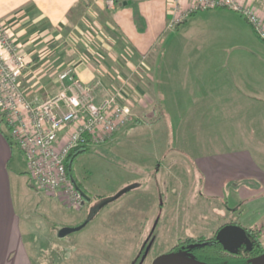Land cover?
I'll return each instance as SVG.
<instances>
[{
  "label": "crops",
  "instance_id": "crops-1",
  "mask_svg": "<svg viewBox=\"0 0 264 264\" xmlns=\"http://www.w3.org/2000/svg\"><path fill=\"white\" fill-rule=\"evenodd\" d=\"M253 7L264 15V0H254ZM169 11L168 0H126L113 9L104 0H0V18L28 61L20 80L29 96L57 93L64 85L59 73L73 67L100 100L107 79L96 66L127 65L131 77L146 82L145 92L157 99L160 113L162 107L178 113L181 145L188 141L191 147L192 172L203 178L204 196L226 197L228 210L239 214L236 224L248 230L264 225V57L236 53L258 37L242 14L228 8L199 10L175 27H169ZM180 25L181 45L166 46L163 34ZM127 53L129 60L123 58ZM9 137V128L0 126V264H34L18 208L20 196V204L27 203V187L18 186L16 193ZM134 188L143 187L127 191ZM98 209L93 205L90 220Z\"/></svg>",
  "mask_w": 264,
  "mask_h": 264
},
{
  "label": "rangeland",
  "instance_id": "rangeland-1",
  "mask_svg": "<svg viewBox=\"0 0 264 264\" xmlns=\"http://www.w3.org/2000/svg\"><path fill=\"white\" fill-rule=\"evenodd\" d=\"M252 30L258 38L243 42V49L236 53L262 58L264 40ZM163 41L166 46L181 45V25L166 30ZM106 51L103 57L107 58ZM128 56L127 53L123 58L129 60ZM96 67L107 79V87L100 94L124 95L132 105L135 120L105 142L89 146L101 147L97 151L83 152L74 161L73 175L89 190L90 201L75 208L55 198L60 202L57 207L52 201L45 202L43 194L34 197L28 162L10 136L13 156L9 168L18 175L13 185L19 195L22 189L18 186L27 187V203L22 206L20 196L17 207L23 213L21 229L34 264H138L147 242L152 247L145 264H150L157 254L169 251L179 241L209 237L226 223H241L239 214L228 210L226 197L217 200L204 196L203 178L192 172L191 147L188 141L181 145L178 113L170 107H162L160 113L157 99L145 92L146 82L131 77L127 65L99 63ZM171 101L167 99L170 105ZM0 126L8 129L4 121ZM191 133V138L196 139L199 131ZM113 138L120 144H107ZM173 174H178V180ZM135 186L143 188L127 191ZM108 199L111 200L100 207ZM95 204L99 211L82 229L59 237L63 227L83 224Z\"/></svg>",
  "mask_w": 264,
  "mask_h": 264
},
{
  "label": "built area",
  "instance_id": "built-area-1",
  "mask_svg": "<svg viewBox=\"0 0 264 264\" xmlns=\"http://www.w3.org/2000/svg\"><path fill=\"white\" fill-rule=\"evenodd\" d=\"M126 0H104L113 9ZM254 0H168L169 27L202 9L228 8L242 14L264 40V15ZM28 61L6 22L0 18V116L24 153L36 193L64 200L75 208L86 202L69 175L66 161L72 150L99 145L134 122L124 95L113 92L97 99L95 87L85 84L73 67L59 73L64 85L45 99L31 97L20 76Z\"/></svg>",
  "mask_w": 264,
  "mask_h": 264
},
{
  "label": "trees",
  "instance_id": "trees-1",
  "mask_svg": "<svg viewBox=\"0 0 264 264\" xmlns=\"http://www.w3.org/2000/svg\"><path fill=\"white\" fill-rule=\"evenodd\" d=\"M119 2L118 4H120ZM117 4V5H118ZM116 5V6H117ZM162 113V111H161ZM139 119H137L138 121ZM10 142L12 141L9 137ZM101 147H88L87 145H82L71 151L69 154L66 165L69 175H73V165L77 156L83 152H88L95 150L97 151ZM75 178V177H74ZM77 183L84 188L82 182L75 178ZM264 226L259 225L251 229H247L252 242V250L249 249H239L237 253H230L224 249L223 245L217 241H209L208 237H189L182 242L188 244L189 247L193 248L194 256L204 262L211 264H250V260L264 252V247L262 243V237L264 235ZM196 245V246H195Z\"/></svg>",
  "mask_w": 264,
  "mask_h": 264
},
{
  "label": "water",
  "instance_id": "water-1",
  "mask_svg": "<svg viewBox=\"0 0 264 264\" xmlns=\"http://www.w3.org/2000/svg\"><path fill=\"white\" fill-rule=\"evenodd\" d=\"M72 181L76 188L83 194L86 201H90L91 197L89 194L77 183L76 179L72 177ZM129 189V188H128ZM127 189V190H128ZM120 193L119 195H121ZM109 200L105 201L100 207L104 206ZM90 217L79 226H67L63 227L59 231V237H66L68 234L82 229L88 222ZM216 239L223 245L224 249L230 253H237L239 247L247 242L250 248H252V242L247 229L241 225L229 223L222 226L217 235ZM153 264H211L197 259L195 256L191 255L188 251H173L159 255ZM250 264H264V252L255 258L250 260Z\"/></svg>",
  "mask_w": 264,
  "mask_h": 264
},
{
  "label": "flooded vegetation",
  "instance_id": "flooded-vegetation-1",
  "mask_svg": "<svg viewBox=\"0 0 264 264\" xmlns=\"http://www.w3.org/2000/svg\"><path fill=\"white\" fill-rule=\"evenodd\" d=\"M230 223H234V222H230ZM226 224H229V223H226ZM226 224H224V225H226ZM234 224H236V223H234ZM223 225V226H224ZM221 228V227H220ZM219 228V229H220ZM219 229L217 230V231H215V233L212 235V236H209L208 238V240L209 241H217V239H216V235H217V233H218V231H219ZM247 232H248V230H247ZM248 234H249V232H248ZM149 244V245H148ZM196 246V245H195ZM252 246V245H251ZM151 247H152V243L150 244L149 242H147L146 243V247L144 248V251L142 252V254H141V256H140V259H138V264H145V261H146V259H147V257H148V255H149V253H150V249H151ZM193 248H195V247H193ZM193 248H191V247H189L188 246V244H185V243H183L182 241H179L172 249H170L169 251H166V252H164V253H168V252H173V251H188L189 253H191V255H193L194 256V252H193ZM239 249H249V250H252V248H250L249 247V245L247 244V242H245V243H243L240 247H239ZM238 249V250H239ZM164 253H159V254H157L152 260H151V262H150V264H153V262L155 261V259L159 256V255H161V254H164Z\"/></svg>",
  "mask_w": 264,
  "mask_h": 264
}]
</instances>
